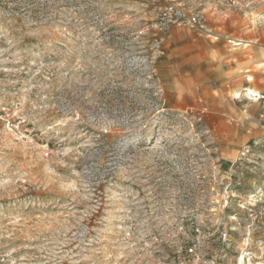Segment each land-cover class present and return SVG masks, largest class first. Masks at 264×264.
<instances>
[{
  "label": "rangeland",
  "instance_id": "obj_1",
  "mask_svg": "<svg viewBox=\"0 0 264 264\" xmlns=\"http://www.w3.org/2000/svg\"><path fill=\"white\" fill-rule=\"evenodd\" d=\"M0 264H264V0H0Z\"/></svg>",
  "mask_w": 264,
  "mask_h": 264
},
{
  "label": "built area",
  "instance_id": "obj_2",
  "mask_svg": "<svg viewBox=\"0 0 264 264\" xmlns=\"http://www.w3.org/2000/svg\"><path fill=\"white\" fill-rule=\"evenodd\" d=\"M177 20L187 21L189 25L201 31L205 37L213 39L214 41H221L223 39L220 35L216 33H212L211 31L207 30L206 25L203 23L200 16L197 15L196 13L188 14L186 11H180ZM226 42L233 46H237L238 44H240L239 42H236L228 38H226Z\"/></svg>",
  "mask_w": 264,
  "mask_h": 264
},
{
  "label": "crops",
  "instance_id": "obj_3",
  "mask_svg": "<svg viewBox=\"0 0 264 264\" xmlns=\"http://www.w3.org/2000/svg\"><path fill=\"white\" fill-rule=\"evenodd\" d=\"M220 42H221V41H212L211 44H212V45H215V44H218V43H220Z\"/></svg>",
  "mask_w": 264,
  "mask_h": 264
},
{
  "label": "bare ground",
  "instance_id": "obj_4",
  "mask_svg": "<svg viewBox=\"0 0 264 264\" xmlns=\"http://www.w3.org/2000/svg\"><path fill=\"white\" fill-rule=\"evenodd\" d=\"M240 45V44H239Z\"/></svg>",
  "mask_w": 264,
  "mask_h": 264
}]
</instances>
